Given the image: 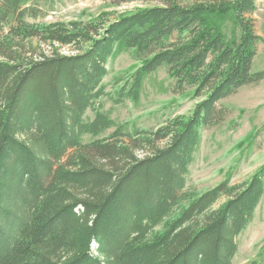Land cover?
Instances as JSON below:
<instances>
[{
    "label": "trees",
    "instance_id": "trees-1",
    "mask_svg": "<svg viewBox=\"0 0 264 264\" xmlns=\"http://www.w3.org/2000/svg\"><path fill=\"white\" fill-rule=\"evenodd\" d=\"M34 1L0 0V264H232L264 167L194 198L185 188L201 132L225 121L219 103L264 82L252 70L258 0H166L112 22L43 25ZM229 14L240 33L227 40L217 21ZM129 51L142 65L117 103H138L163 67L175 94L204 100L155 130L126 131L100 110L87 121L109 61Z\"/></svg>",
    "mask_w": 264,
    "mask_h": 264
},
{
    "label": "rangeland",
    "instance_id": "rangeland-1",
    "mask_svg": "<svg viewBox=\"0 0 264 264\" xmlns=\"http://www.w3.org/2000/svg\"><path fill=\"white\" fill-rule=\"evenodd\" d=\"M165 1L132 0L120 7H113L107 0H35L33 6L42 11V17L32 23L88 22L102 14H108L112 22L138 10L163 6ZM175 1L193 5L198 1L220 0ZM226 1L233 3L238 0ZM251 18L255 33L261 38L252 68L254 73H258L264 71V0L257 1V11ZM217 23L227 40L239 37L240 31L231 14L220 18ZM60 51L64 55L73 53L71 49ZM141 65L133 51L123 52L110 60L107 66L109 74L103 81L105 96L95 108L87 111L85 119L92 120L94 111L100 110L126 131H149L176 117L190 116L204 100L194 97V89L175 94V81L169 76L168 69L163 67L145 78L138 103L130 100L117 103L121 90ZM218 106L227 111L225 121L201 132V143L189 168L185 193L193 198L227 181L230 186L243 184L264 167V82L242 88ZM114 131H106L101 138L108 137ZM92 140L90 137L84 138L85 143ZM224 201L221 200L218 206ZM236 241L238 251L232 264H264V196L253 221Z\"/></svg>",
    "mask_w": 264,
    "mask_h": 264
}]
</instances>
